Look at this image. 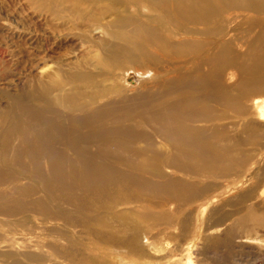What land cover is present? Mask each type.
I'll list each match as a JSON object with an SVG mask.
<instances>
[{"label":"rangeland","instance_id":"obj_1","mask_svg":"<svg viewBox=\"0 0 264 264\" xmlns=\"http://www.w3.org/2000/svg\"><path fill=\"white\" fill-rule=\"evenodd\" d=\"M90 1L0 0V264H264V9H246L262 0H209L216 18L170 26L216 31L199 38L251 67L233 106L227 61L201 67L214 95L190 77L149 86L118 55L101 65L99 47L128 49L105 34L136 6ZM170 177L189 188L166 200ZM50 240L41 255L19 245Z\"/></svg>","mask_w":264,"mask_h":264},{"label":"bare ground","instance_id":"obj_2","mask_svg":"<svg viewBox=\"0 0 264 264\" xmlns=\"http://www.w3.org/2000/svg\"><path fill=\"white\" fill-rule=\"evenodd\" d=\"M80 1H85V0H80ZM95 1L97 2V0H91L90 2L87 3L90 4L96 3ZM128 1L136 6V10H135L136 12L132 13L130 16L127 17L117 16L115 18V21L112 23V25H109L111 30L106 31L105 34L106 41L107 40L122 41L123 43H127L128 49L125 48L121 49L114 47L112 50L109 51H104V50L101 51V47H99L98 49L99 52L97 55L98 58L97 57L96 58L98 59L99 62H101V65L107 66L111 63V61L116 59V58L110 59L109 57H106V55L108 54H110V56L118 55L119 60L125 62V64L128 67H130V69L132 68V73L133 75H135L136 78L140 80V76L142 77L144 76L145 78H147L149 86L157 85L161 88V87H166L168 84L171 83L172 80L175 79L187 80V78L190 77L193 80L202 79L206 81L207 75H210L211 70L209 71V73L203 74L201 73L202 66L211 65L213 68H215L217 67V63H218L219 64L218 67L222 68V66H224V64L227 61L225 65H231L234 68V70L238 72L240 75L239 80L231 89L220 90L222 91L221 93L222 98L228 99L227 101L230 100V104H232V106L237 102V100L246 96V94L248 93L247 90L252 89V87H254V85L249 83L248 80L246 79L245 74H250L251 67L247 63H244V60L240 58H235L234 60H229V61L226 60L225 62H223V58L230 55V53L225 52V50H223L221 47H219V49L218 48L214 49L213 41H202L201 38H199V35H207L213 38L216 35V31L198 32V31H187L185 29H182L181 31L175 33L173 29L170 28V26H172L173 28H183V24L191 23V22L198 24L204 22L205 24L206 20L216 18L215 11L210 7L209 0H167V2L166 0H128ZM184 1L189 2L190 7L183 6ZM217 1L218 2H216V4L217 3L224 4L229 2L233 3L236 2L237 0H217ZM143 3L149 4L150 7L153 6L155 10L158 11V13L150 16H148L144 11L140 13L139 9L140 7H143ZM244 6L246 5H241V7ZM110 7L111 9H109V11L116 9V7L113 6ZM198 7H200V9H198ZM247 8H249V10H254V11H258L259 9L262 10L264 9V0L261 1V4L255 5V7L250 6V7H246V9ZM167 16H171L173 20H175L177 23L175 21H171L170 18L168 19ZM147 19L151 21L152 25L150 23L148 24L144 23V21H148ZM154 27L156 29L158 28L159 30H162L164 36H168V37H164V36L160 37L156 33L155 31L156 29ZM262 32L264 33V29H262ZM175 34L179 36L183 35L184 37L177 42H173L168 39V38L171 39L174 36H176ZM259 40H264V34L263 36L259 37ZM206 49L207 50L210 49L208 50L209 53L207 55H202V52ZM164 60L166 61L175 60L177 63L176 65L170 62L163 63ZM214 64L215 66H213ZM189 67L192 68L188 70ZM187 72H193V73L189 74ZM53 76L54 78L51 79V84L53 85V87L63 86L64 83L63 80H59L55 74ZM212 83L210 84L209 82H207V85H209L211 89L209 93L210 95H214V91L218 89L216 84L214 83L212 84ZM142 84L145 85V81H142ZM257 85L255 86L256 87L255 89L257 90L259 89V87L262 89L264 88V83H261V85L258 86ZM236 88L240 89V91L235 92ZM98 96L101 97L102 95L96 94L94 98H99ZM65 99L71 100V97L70 96L65 97V95L55 96V100L59 101L60 103L62 101H65ZM72 107L73 104L70 103L69 107L66 108H72ZM238 110L243 111V109L241 108H238ZM217 117L220 118L221 114L219 113L218 115L212 116L209 120L216 119ZM169 164L170 165H166V166L175 168L172 167V164L170 162ZM140 166H148L151 168H156V164L153 160L141 162ZM193 166H197V164H194ZM204 167L207 166H205L204 164V166L201 165L200 168H204ZM140 168H145V167H140ZM157 172H159L158 169ZM169 179H170L168 182L169 184H167L168 187L165 193L166 200L168 199L173 200L174 198L178 197L181 194L180 192H182L183 189L189 188V186L185 185V183H182L183 185L181 186L179 182H175V180H173L171 177ZM130 198L136 199L137 196L126 197L124 198V201H127ZM248 220H250L251 223L253 224H256V222H258L252 214L249 216ZM129 240L130 238H128V242ZM7 241L9 242V243L7 242L6 245L8 247L12 246V243H14L12 242V239H8ZM47 244L50 245L48 246ZM52 244H55L53 240H50L48 243L45 242L44 245L41 242L39 243L35 241H28L27 243H24V245L23 244H19V245H21L23 248L33 247V250H35L37 254H39L42 251L40 250L41 248L48 249ZM46 260L49 261L50 259L46 257Z\"/></svg>","mask_w":264,"mask_h":264}]
</instances>
